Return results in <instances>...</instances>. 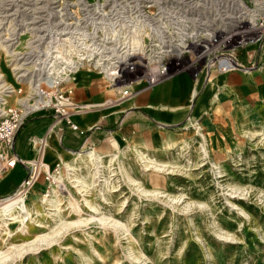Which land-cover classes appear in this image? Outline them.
I'll list each match as a JSON object with an SVG mask.
<instances>
[{"label": "rangeland", "instance_id": "374dc122", "mask_svg": "<svg viewBox=\"0 0 264 264\" xmlns=\"http://www.w3.org/2000/svg\"><path fill=\"white\" fill-rule=\"evenodd\" d=\"M37 1L0 0V22L13 16L30 21L31 12L42 8L33 4ZM102 1L116 11L123 27L135 23L134 34L146 42L148 36L151 42L177 34L180 27L175 26L185 27L198 15L194 8L164 0ZM263 39L236 46L233 56ZM192 55L165 56V76L183 69L216 73L201 62L187 66ZM154 114L150 110V144L110 135L96 146L67 151L53 163L46 145L44 160L49 167L60 161L58 176L66 188H56L53 197L52 185L43 196L47 184L40 175L26 195L29 219L24 226L20 218L0 213V264H264V118L233 122L203 113L191 123L180 113L175 121ZM87 151L103 158L99 172L86 159ZM71 152L83 154L85 165L77 154L72 164ZM116 154L119 161L112 159ZM65 164L76 169L85 187L68 180ZM28 171L17 164L11 173ZM78 219L88 223L69 226Z\"/></svg>", "mask_w": 264, "mask_h": 264}, {"label": "built area", "instance_id": "2783aa9c", "mask_svg": "<svg viewBox=\"0 0 264 264\" xmlns=\"http://www.w3.org/2000/svg\"><path fill=\"white\" fill-rule=\"evenodd\" d=\"M164 1L194 8L198 15L185 27L175 26L180 27L175 35L167 33L151 42L150 36L147 42L141 37L134 52L126 49L138 39L135 23L123 27L116 11L108 10L102 0H41L33 3L42 8L31 12L30 21L13 16L0 22V179L17 163L29 168L15 191L0 200L15 194H25L26 199L40 175L47 184L43 196L52 185L66 188L65 181L58 180L60 161L48 167L43 160L47 131L32 141L30 158L15 151V137L28 116L43 109L77 128L71 113L90 106L73 97L79 71L99 74L118 94L110 101H121L136 92L137 83L155 85L167 74L165 56L189 52L194 55L187 66L201 62L210 72H227L242 67L232 54L236 46L264 36V0H239L241 10L235 0ZM196 28L199 35L191 36Z\"/></svg>", "mask_w": 264, "mask_h": 264}, {"label": "crops", "instance_id": "0c3cea01", "mask_svg": "<svg viewBox=\"0 0 264 264\" xmlns=\"http://www.w3.org/2000/svg\"><path fill=\"white\" fill-rule=\"evenodd\" d=\"M236 59L246 68L209 75L202 69L197 74L183 69L163 77L151 90L150 86L137 83L133 87L136 92L121 101H110L117 92H113L115 88L108 86L99 74L81 70L76 76L73 97L90 103V106L71 113L70 119L77 128L72 129L66 120L55 117L51 110L35 111L17 132L15 151L21 157H31L35 150L32 141L35 142L44 131H47V160L52 163L58 157H65L67 151L96 146L110 135L150 144L153 138L150 110L162 120L170 121H175L179 113L181 120L188 116V121L199 119L203 113H207L209 119L233 122L264 118V39L258 47L250 45ZM193 113L196 116H192ZM71 153L70 161L74 164L77 153ZM14 167L0 179V196L11 193L26 176L21 173L14 177L11 173Z\"/></svg>", "mask_w": 264, "mask_h": 264}, {"label": "bare ground", "instance_id": "6f19581e", "mask_svg": "<svg viewBox=\"0 0 264 264\" xmlns=\"http://www.w3.org/2000/svg\"><path fill=\"white\" fill-rule=\"evenodd\" d=\"M235 1H236V7L240 9L241 6H239V5H242V3L239 2V0H235ZM151 28H152V30L154 29L153 26H151ZM197 35H199V31H197V30H194L192 32V34H191V36H197ZM141 37L142 36L138 37L137 40L133 39V42L132 41L130 42L131 47H128L126 49V51H130V52L137 51L138 50L137 42L139 40H141ZM190 120H191V123H195L194 119H190ZM84 154H85L86 159L88 161H90L91 163H92V161H94V164H95L94 167L96 168V172H99L100 168L103 167V165H104L103 158L101 156H97L94 151H89V152L87 151ZM82 155L83 154H81V153H77V156H78L79 160L81 161L80 164L85 165V159H84V157H82ZM42 157H43V160H44V151H43ZM119 158H120L119 154H116V155H113L112 159H116V160L118 159V161H119ZM141 159L148 160L143 155H141ZM44 162H45V160H44ZM46 164L48 166V163H46ZM64 168H65V170L67 172L68 180H72V182L74 181L75 183L80 184V186H82V188L85 187L86 182L84 180H79L77 178L76 169L74 167L70 166V164L69 165L65 164ZM61 179H62V176H58V180H61ZM56 192H57V189L55 187V189L52 191L53 197H56ZM54 200H55L54 198L51 199V201H54ZM0 213L5 215V217L9 218L10 220H16L17 218H20V223L24 226L27 223L28 219H29L28 218V210H27V207H26V204H25V194H19V195L15 194L13 197H8V198H5L3 200H0ZM98 220L102 222L101 218H99ZM90 221H95V220H94V218L91 217ZM85 223H88L87 219H78L77 221H73V222L68 223V224H69V226H71V225H75L76 226L78 224L82 225V224H85ZM36 240H38V239H36ZM40 241H43V240L40 238Z\"/></svg>", "mask_w": 264, "mask_h": 264}]
</instances>
